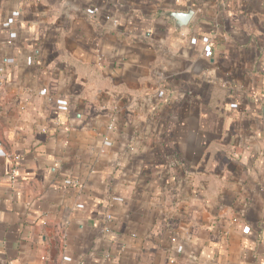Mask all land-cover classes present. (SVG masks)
Masks as SVG:
<instances>
[{
  "label": "crops",
  "instance_id": "crops-1",
  "mask_svg": "<svg viewBox=\"0 0 264 264\" xmlns=\"http://www.w3.org/2000/svg\"><path fill=\"white\" fill-rule=\"evenodd\" d=\"M0 264H264V0H0Z\"/></svg>",
  "mask_w": 264,
  "mask_h": 264
},
{
  "label": "water",
  "instance_id": "water-1",
  "mask_svg": "<svg viewBox=\"0 0 264 264\" xmlns=\"http://www.w3.org/2000/svg\"><path fill=\"white\" fill-rule=\"evenodd\" d=\"M195 10L192 7H187L186 10H167L162 12L176 29H183L188 26L193 18Z\"/></svg>",
  "mask_w": 264,
  "mask_h": 264
},
{
  "label": "built area",
  "instance_id": "built-area-1",
  "mask_svg": "<svg viewBox=\"0 0 264 264\" xmlns=\"http://www.w3.org/2000/svg\"><path fill=\"white\" fill-rule=\"evenodd\" d=\"M111 219V216L109 214L106 215V220L109 221Z\"/></svg>",
  "mask_w": 264,
  "mask_h": 264
}]
</instances>
